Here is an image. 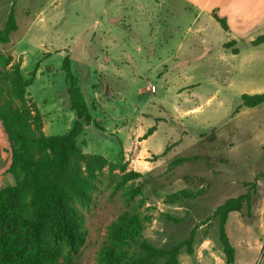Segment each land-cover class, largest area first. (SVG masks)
<instances>
[{
	"label": "rangeland",
	"instance_id": "1",
	"mask_svg": "<svg viewBox=\"0 0 264 264\" xmlns=\"http://www.w3.org/2000/svg\"><path fill=\"white\" fill-rule=\"evenodd\" d=\"M231 2L222 0L229 11ZM186 6L0 0V29L11 11L17 23L0 51L25 77L36 67L26 97L39 107L44 132L62 134L76 119L61 68L67 55L97 121L85 125L78 144L140 172L119 185V169L96 171L90 202L78 205L85 240L74 264H98L108 225L125 210L140 216L143 236L158 247L195 227L193 252L180 249V264H223L213 212L241 196V209L228 212L225 223L233 264H264V102L245 107L240 100L244 92H264V42L251 43L264 31L246 23L254 30L249 37L234 17L225 31L210 12L195 19L197 10ZM229 40L236 42L225 48ZM150 126L155 130L145 136ZM9 175L1 187L13 184ZM131 252L141 253L136 245Z\"/></svg>",
	"mask_w": 264,
	"mask_h": 264
},
{
	"label": "trees",
	"instance_id": "2",
	"mask_svg": "<svg viewBox=\"0 0 264 264\" xmlns=\"http://www.w3.org/2000/svg\"><path fill=\"white\" fill-rule=\"evenodd\" d=\"M212 16L221 28L228 30L227 20L214 11ZM17 29L10 12L0 29V45L9 42ZM235 40L223 43L225 48ZM264 42V32L251 40L253 45ZM234 53L238 49L232 48ZM9 65V66H8ZM69 107L76 114L71 127L62 134H45L42 114L26 97L33 83L36 67L25 77L20 64L11 55L0 51V123L9 142L10 164L6 171L13 184L0 187V264H74V256L85 240L82 214L78 205L91 200L96 171L107 166L119 169V185L138 177L139 171L126 168L125 162L108 161L102 154L84 152L77 137L84 126L95 123L73 72L70 58L62 59ZM241 105L254 107L264 102V92L242 93ZM155 130L147 129L146 135ZM138 188L132 190L134 195ZM184 191L171 194L175 200ZM243 196L226 200L213 212L218 216V236L224 254L223 264H233L235 249L226 233L225 223L231 210H240ZM140 216L122 211L107 228L106 238L96 254L98 264H180L178 254L184 249L193 252L195 227L174 245L163 248L143 236ZM133 245L140 255L131 252Z\"/></svg>",
	"mask_w": 264,
	"mask_h": 264
},
{
	"label": "crops",
	"instance_id": "3",
	"mask_svg": "<svg viewBox=\"0 0 264 264\" xmlns=\"http://www.w3.org/2000/svg\"><path fill=\"white\" fill-rule=\"evenodd\" d=\"M179 1H183V3L187 4V6L191 8H195L197 10L195 19H198V15L201 14V12L203 11L210 12L211 14L214 11L219 16H224L226 18L228 30L231 27L233 28V24H231V21H232V17H234L237 21V25L241 26L240 28L247 29L248 31L247 36L249 37H251L254 31L252 29H259V31L262 32L264 31V0H232L231 3L233 4H231L232 6H230V11L228 8L225 7L226 6L225 4L223 5L222 0H179ZM249 22L253 26L254 25L256 26L254 27L251 25L248 26L246 23ZM251 27L253 28L251 29ZM43 123L44 120L42 116V124ZM42 130L44 132L43 125H42ZM8 152H9V142L3 132V128L0 123V187L6 182L11 180L9 173H7L6 171L7 167L10 164V153Z\"/></svg>",
	"mask_w": 264,
	"mask_h": 264
},
{
	"label": "built area",
	"instance_id": "4",
	"mask_svg": "<svg viewBox=\"0 0 264 264\" xmlns=\"http://www.w3.org/2000/svg\"><path fill=\"white\" fill-rule=\"evenodd\" d=\"M154 88H155L154 86L150 87L151 90H154Z\"/></svg>",
	"mask_w": 264,
	"mask_h": 264
}]
</instances>
